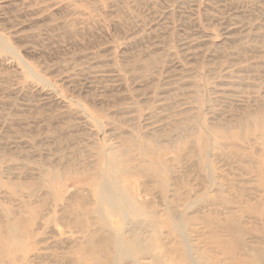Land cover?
<instances>
[{"label":"rangeland","instance_id":"obj_1","mask_svg":"<svg viewBox=\"0 0 264 264\" xmlns=\"http://www.w3.org/2000/svg\"><path fill=\"white\" fill-rule=\"evenodd\" d=\"M0 264H264V0H0Z\"/></svg>","mask_w":264,"mask_h":264},{"label":"bare ground","instance_id":"obj_2","mask_svg":"<svg viewBox=\"0 0 264 264\" xmlns=\"http://www.w3.org/2000/svg\"><path fill=\"white\" fill-rule=\"evenodd\" d=\"M109 184V185H108ZM107 182L105 183V181L102 179L101 181H99V183H97L98 187H100V196H99V203H101V206L103 207V204L104 203H107L108 202V205L110 206L109 207V211L110 213H112L113 215H117L118 217L121 216L124 212L126 213L125 210H120V206L116 203H114V201L111 199V197L109 196L108 192L113 188L112 185H110V183ZM100 185V186H99ZM112 194V193H111ZM110 194V195H111ZM116 198V197H115ZM114 198V199H115ZM127 198V197H126ZM117 200V199H116ZM125 203L129 206V208L134 212L135 210V204L134 202H132V200L129 199V201L125 200ZM122 209V208H121ZM128 210V209H127ZM128 212V211H127ZM122 213V214H121ZM125 215V214H124ZM126 216V215H125ZM117 243V242H116ZM127 257V255L125 256Z\"/></svg>","mask_w":264,"mask_h":264}]
</instances>
